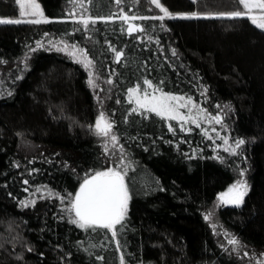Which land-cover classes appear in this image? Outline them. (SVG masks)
<instances>
[{
  "label": "trees",
  "instance_id": "trees-1",
  "mask_svg": "<svg viewBox=\"0 0 264 264\" xmlns=\"http://www.w3.org/2000/svg\"><path fill=\"white\" fill-rule=\"evenodd\" d=\"M39 1L51 22L0 24V264H121V256L123 264H251L264 255V30L247 17H213L243 10L236 0H161L173 14L199 18L145 19L133 36L115 0ZM134 2H124L127 11ZM75 7L96 19L87 31ZM142 10L131 15L155 16ZM18 18L15 0H0V19ZM53 41L87 51L94 88L80 65L47 45ZM112 48L124 53L119 63ZM145 79L190 97L197 107L179 111L199 127L133 113L128 89L151 93ZM99 110L128 162L131 199L115 238L80 229L65 211L87 175L109 165L93 133ZM217 115L222 139L245 140L235 154L212 132ZM241 171L249 183L243 205L217 214L240 242L234 253L205 217Z\"/></svg>",
  "mask_w": 264,
  "mask_h": 264
},
{
  "label": "snow or ice",
  "instance_id": "snow-or-ice-1",
  "mask_svg": "<svg viewBox=\"0 0 264 264\" xmlns=\"http://www.w3.org/2000/svg\"><path fill=\"white\" fill-rule=\"evenodd\" d=\"M73 3H79L80 7H84V0H70ZM91 3V0H88ZM149 2L159 9L162 15L154 17H137L135 15L128 16L123 14L121 19L125 22L134 21L136 19H154L163 21L165 18L175 19H193L199 18V14L196 12L190 14H173L165 7L161 0H149ZM196 0H193L195 3ZM18 5L19 16L18 19H0V24H41L49 23L47 18L44 17V13L37 3V0H15ZM115 3L119 5L121 0H115ZM236 3L242 6L243 10L233 11L227 14L231 18H249L251 23L257 28L264 30V0H236ZM256 11V15H249L253 11ZM33 17L32 19H23V17ZM102 19V18H101ZM83 25L85 31L88 30L90 23L95 24L96 19L92 17H87L82 14L80 19L77 21ZM163 27V25H161ZM128 33L131 34L133 31L143 32L144 28L142 26L129 23ZM63 47H58L57 51H66L69 56L73 57L77 63H81L85 68H90L93 61L88 58V53L84 49L78 48L76 45H68L67 43L61 42ZM159 43V41H157ZM43 47L40 42H37V48ZM36 49H30V51H35ZM115 53L116 62H120L121 57L124 55L122 51H117L115 48L111 49ZM172 55H177L175 49L172 50ZM91 76V72L89 73ZM88 83L95 87V82L89 79ZM108 83H111L109 80ZM148 88L153 89L151 93L147 90L141 88L140 84H136L134 87L128 89L129 101L135 97V103L137 108L132 109L133 113L138 114L148 118L146 113H154L156 116L165 120H177L186 121L191 120L192 123L198 124V120L195 117L189 115L185 117L180 111V108H196V104L192 101L190 97L185 98L182 96H176L170 93H165L163 90L157 86H154L150 80L145 79L143 81ZM162 83V82H161ZM206 91V89H205ZM160 93L157 95L156 93ZM219 107V105H217ZM200 112H204V109H200ZM211 120L216 123H221V117L219 115L212 116ZM94 127L95 133L99 136L108 137L113 146L119 145V140L115 134H112L113 124L106 119L103 113L100 114L99 118L95 122ZM169 130L175 132V129L169 124ZM181 130H183V124H181ZM225 143L227 141L225 140ZM245 144V140L238 139L235 141V147L240 148ZM226 151L228 149H225ZM105 151L107 147L105 146ZM235 154V149L232 150ZM120 152V165L124 163V148L123 145H119ZM126 171L120 170V166L109 167L103 171H95L87 178L83 180L79 187V191L71 197L70 208H66L65 211L74 214V218L70 219V223L76 225L80 229L85 231H96L98 229L107 230L111 232V236L115 238L119 232H123L126 224L124 223L128 212V204L131 199L129 194L128 186L125 183ZM243 172H241V176ZM27 183V181H24ZM248 187L246 181L238 180L234 183L228 190L221 193L219 196V201L222 204H232L235 206H240L244 202V197L247 194ZM63 201V197L60 198ZM35 201H24L21 202L22 207H29L30 204L34 205ZM206 219L208 217H205ZM119 226V228L117 227ZM119 247V241H116ZM228 243L231 245H239V241L236 238H230ZM31 250V249H29ZM246 255V253H245ZM98 259H103V257H97ZM123 256L120 257L121 264H123Z\"/></svg>",
  "mask_w": 264,
  "mask_h": 264
},
{
  "label": "rangeland",
  "instance_id": "rangeland-1",
  "mask_svg": "<svg viewBox=\"0 0 264 264\" xmlns=\"http://www.w3.org/2000/svg\"><path fill=\"white\" fill-rule=\"evenodd\" d=\"M124 2L126 4L127 0H124ZM124 2H122V5H121V3L119 4L118 14H119V18L120 19H121V16L123 14H127L128 16H133V15H131L132 12H135L136 10L138 12H141V11H143L142 10L143 8H145L146 11H147V9L150 10L151 13L154 14L155 16L162 15V13H160L159 9H157L154 5H152L149 2V0H145V5L146 6L145 5H141L140 4V0H136V2H134V7L130 10L131 12L126 10ZM37 3H39V5H40V7H41V9H42V11L44 13V17L47 18L46 15H45V12H44V9H43V6H42L41 2L39 0H37ZM80 9L79 8L77 9L75 7L74 9H72V12H71L74 15V17H75L74 19L77 20V21L80 19L82 14L85 16V18H87L86 14L82 13V11H80ZM135 14H138V13H135ZM256 14H257V12L255 10L252 13H249V15H256ZM135 16H137V15H135ZM137 17H142V16H137ZM213 17L231 18V17H229L227 15H219V16H213ZM19 18H21V17L19 16ZM32 18L33 17H28V16L23 17V19H32ZM165 19H168V18H165ZM175 19H183V18H175ZM142 20H145V19H136L134 21H132V20H130V21L131 22H135L137 24H141ZM27 24H29V23H27ZM41 24H44V23H41ZM36 25H39V24H36ZM61 42L62 41H53V42H51L50 44H47V45L51 46L52 48H54L56 50L58 47H63V44ZM59 52L64 53L73 62H75L76 64L80 65L88 73V75L91 72L92 75L91 76L89 75V79H92L94 82L96 81L93 64H92V66L90 68H85L83 64L77 63L76 60L73 57L69 56L66 51H59ZM187 109H189V108H187ZM101 113H103L104 116L106 117V119L108 121H110L103 110H99L97 119L99 118ZM97 119H96V121H97ZM216 126L218 127V129L215 128ZM212 127L215 128L214 130H212V132L215 133L216 138H218L219 140H224V142H225V140L227 141V143H225V147L224 146H222V147L228 149V152L233 153V151H232L233 149H235V152H236L238 148L235 147V141H231V139H229V137H227V136H224L225 138L222 139V137H223L222 134L224 132V129L223 128L219 129L221 127L220 123L214 122ZM93 133L95 134V136L97 137V139L99 140L101 145L103 146L104 150H105V146L107 147V151H105L106 154L109 156L108 159H107L108 162H109V165H108L107 168L120 166V170L127 172L128 162L125 159V157H124L123 165H120V152H119L120 143H119V145L114 147L113 143L111 142V140L108 137H103V136L97 135L95 133L94 127H93ZM112 134H115L113 128H112ZM106 169H104V170H106ZM100 171H103V170H100ZM241 172H243V171H241ZM241 172L238 174V178H237L236 181H238V180L246 181L247 187H248V191H247V194H248V192H249V183L247 181L246 172H243L242 176H241ZM232 185H230L229 187H231ZM228 188L224 192H226L228 190ZM224 192H222V193H224ZM220 194L217 196V198L215 199L213 205L211 206V208L207 212V217H208L207 221H208L210 227L212 228L213 232L216 234V236L221 238L220 242L224 245V248L230 249L231 251H233L235 253L237 251V249H238V246L237 245H231V244L228 243V240L230 238H235V237L230 235V234H228L227 232H225V231H223L221 229L220 225L218 224L217 214H218V212L221 209H224V208H227V207H237V206L232 205V204H227V205L226 204H222L219 201ZM247 194L244 197V201H245V198H246ZM242 205H240L238 207H241ZM251 264H264V255H262L260 258H257L256 260H254Z\"/></svg>",
  "mask_w": 264,
  "mask_h": 264
},
{
  "label": "water",
  "instance_id": "water-1",
  "mask_svg": "<svg viewBox=\"0 0 264 264\" xmlns=\"http://www.w3.org/2000/svg\"><path fill=\"white\" fill-rule=\"evenodd\" d=\"M129 23H131V24H136V25H139V26H142V27H143L142 24H137V23H135V22H131V21H127V22L124 21L126 34H127L128 36H133V35H136V34H138V33H141V32L133 31L131 34H129L128 31H127ZM122 57H123V56H122ZM122 57H121V59H122ZM121 59H120V60H121ZM117 63H119V62H117ZM78 191H79V189L77 190V192H78ZM77 192H76V193H77Z\"/></svg>",
  "mask_w": 264,
  "mask_h": 264
}]
</instances>
